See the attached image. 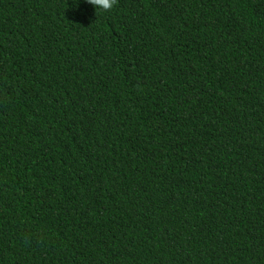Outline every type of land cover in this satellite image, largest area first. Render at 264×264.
I'll return each instance as SVG.
<instances>
[{
  "label": "trees",
  "instance_id": "trees-1",
  "mask_svg": "<svg viewBox=\"0 0 264 264\" xmlns=\"http://www.w3.org/2000/svg\"><path fill=\"white\" fill-rule=\"evenodd\" d=\"M0 264H264V0H0Z\"/></svg>",
  "mask_w": 264,
  "mask_h": 264
},
{
  "label": "clouds",
  "instance_id": "clouds-1",
  "mask_svg": "<svg viewBox=\"0 0 264 264\" xmlns=\"http://www.w3.org/2000/svg\"><path fill=\"white\" fill-rule=\"evenodd\" d=\"M86 3L92 5L98 12H111L119 3V0H85Z\"/></svg>",
  "mask_w": 264,
  "mask_h": 264
}]
</instances>
